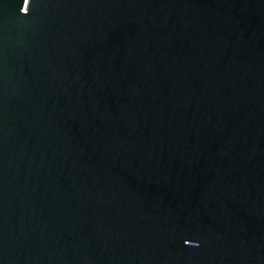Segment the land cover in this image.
<instances>
[{
    "label": "water",
    "instance_id": "water-1",
    "mask_svg": "<svg viewBox=\"0 0 264 264\" xmlns=\"http://www.w3.org/2000/svg\"><path fill=\"white\" fill-rule=\"evenodd\" d=\"M0 264H264V0H0Z\"/></svg>",
    "mask_w": 264,
    "mask_h": 264
}]
</instances>
